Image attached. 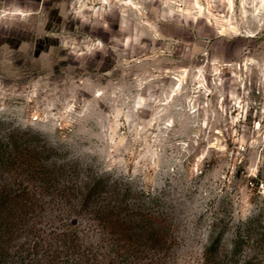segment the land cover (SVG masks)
Returning a JSON list of instances; mask_svg holds the SVG:
<instances>
[{
	"label": "rangeland",
	"instance_id": "rangeland-1",
	"mask_svg": "<svg viewBox=\"0 0 264 264\" xmlns=\"http://www.w3.org/2000/svg\"><path fill=\"white\" fill-rule=\"evenodd\" d=\"M97 40L104 50L93 47ZM120 53L136 71L155 77L145 88L162 86L155 88L157 95L175 91L171 102L181 109L193 98V107L211 101L215 113V118L209 114L208 127L188 126L186 135L177 137L188 146L183 163L191 187L185 194L213 196L207 203L214 209V230L207 243H193L178 218L166 211L174 242L160 264H201L206 247L218 238L231 250L237 228L248 218L255 217L264 229V0H0V126L39 134L42 145L72 165L68 177L75 185L84 177L102 176L119 188L158 197L152 191L153 170L138 171L143 141L128 154L120 148L113 152L111 142L105 147L95 136L83 143L76 139L71 113L61 118L62 100L73 82L106 84L117 75L107 73L121 60ZM83 87L75 88L77 102L90 98ZM197 112L202 119L204 109ZM118 124L114 138L128 137L130 125L122 116ZM179 126L174 122L173 128ZM128 143L125 139L124 146ZM145 162L140 160V166ZM132 176L136 179L126 178ZM68 207L57 199L46 206L37 218L44 237ZM28 252L13 254L9 264H39L27 263Z\"/></svg>",
	"mask_w": 264,
	"mask_h": 264
},
{
	"label": "trees",
	"instance_id": "trees-1",
	"mask_svg": "<svg viewBox=\"0 0 264 264\" xmlns=\"http://www.w3.org/2000/svg\"><path fill=\"white\" fill-rule=\"evenodd\" d=\"M57 153L39 134L0 126V264L24 249L27 263L160 264L174 242L162 201L102 176L75 185L72 165ZM56 199L69 207L44 237L37 218ZM231 247L216 239L201 264H264V229L255 217L237 228Z\"/></svg>",
	"mask_w": 264,
	"mask_h": 264
},
{
	"label": "clouds",
	"instance_id": "clouds-1",
	"mask_svg": "<svg viewBox=\"0 0 264 264\" xmlns=\"http://www.w3.org/2000/svg\"><path fill=\"white\" fill-rule=\"evenodd\" d=\"M102 2L107 3L108 0H102ZM103 27L107 29V23H104ZM133 39L135 43L139 42L138 39ZM120 43H123L125 48L128 47L126 41H117V44ZM93 47L104 50V45L99 40ZM105 55H107L106 52ZM120 55L121 60L107 73L112 76L113 72H117V75L113 76L106 84L88 86L87 79L80 82V85H84L83 91L89 93L90 98L82 96L77 102L75 88L80 87V85H75L73 82L74 88L62 100L63 113L61 118L71 113L70 122L78 125L74 129L76 139L83 143L89 140L91 136H95L105 142V147H108V142H111L113 145L111 151L113 152L120 148L125 154H128L135 151L134 145L143 141V146L137 152L139 156V160H137L138 171L142 174L145 169L153 170L152 191L163 202L165 211L178 218V222L187 229V234L193 243L198 244L201 241L207 243L214 230L212 223V211L214 209L208 207L207 201L213 196H209L208 192H203V190H201L202 195L194 198L185 194L187 189L191 187L190 184L186 183L190 177H188L183 163L187 159L185 152L188 146L183 139L177 140V137H184L186 135L185 129L188 126L195 127L197 124L209 126V114L215 118V113H211L209 108L211 101L205 100V102L193 107V98V100L188 101L187 108L181 109L179 102L176 104L171 102V97L177 94L175 91L171 95H167V93L157 95L155 88L162 86L153 85L145 88V85H151V81L155 77L149 76L147 72L136 71L133 68V62L124 60L123 53ZM139 63L136 61L135 65L138 67ZM249 63L255 62L249 61ZM261 75L264 76V70L261 71ZM99 79L100 77H97V80ZM213 83L215 84L217 81H213ZM176 87L178 89L179 85ZM142 90L144 95H141ZM206 95L207 89L205 90ZM57 102H61L60 98H57ZM197 108L204 109L202 119ZM77 109L79 110L77 111ZM184 112L189 115H183ZM149 113L151 114L149 119H141V115ZM121 116L124 118L125 125H130L128 137L125 138L121 134V138L115 139L114 134L119 126L118 121ZM220 119L223 118L220 117ZM174 122L180 126L173 128ZM153 125L156 126L154 131L149 132ZM149 137L152 141L151 144L148 143ZM204 138L207 139L206 134ZM125 139H130L127 147L124 146ZM164 149H172L173 151L166 153ZM81 150L87 152L89 148L81 147ZM140 160L146 161L145 164L140 166ZM116 162L119 161H114V163ZM123 170L121 169V171ZM126 178L129 180L136 179L135 176Z\"/></svg>",
	"mask_w": 264,
	"mask_h": 264
},
{
	"label": "snow or ice",
	"instance_id": "snow-or-ice-1",
	"mask_svg": "<svg viewBox=\"0 0 264 264\" xmlns=\"http://www.w3.org/2000/svg\"><path fill=\"white\" fill-rule=\"evenodd\" d=\"M128 2H131V0H128Z\"/></svg>",
	"mask_w": 264,
	"mask_h": 264
}]
</instances>
